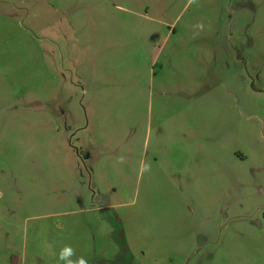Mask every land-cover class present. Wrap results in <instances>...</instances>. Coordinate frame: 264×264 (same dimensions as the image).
Returning a JSON list of instances; mask_svg holds the SVG:
<instances>
[{
    "label": "rangeland",
    "instance_id": "1",
    "mask_svg": "<svg viewBox=\"0 0 264 264\" xmlns=\"http://www.w3.org/2000/svg\"><path fill=\"white\" fill-rule=\"evenodd\" d=\"M0 264H264V0H0Z\"/></svg>",
    "mask_w": 264,
    "mask_h": 264
}]
</instances>
